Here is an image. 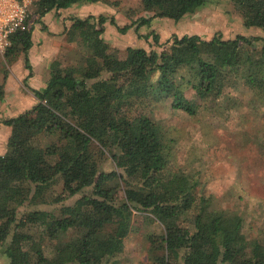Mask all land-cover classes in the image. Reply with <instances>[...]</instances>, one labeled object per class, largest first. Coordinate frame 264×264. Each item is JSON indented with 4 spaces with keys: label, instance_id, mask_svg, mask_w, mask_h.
I'll return each instance as SVG.
<instances>
[{
    "label": "trees",
    "instance_id": "obj_1",
    "mask_svg": "<svg viewBox=\"0 0 264 264\" xmlns=\"http://www.w3.org/2000/svg\"><path fill=\"white\" fill-rule=\"evenodd\" d=\"M230 1L246 28L264 30V0ZM206 2L141 0L151 17L139 26L178 22ZM78 3L111 4L33 0L29 17L39 20ZM106 22L103 16L72 18L66 40L83 59L51 61L45 88L31 90L36 104L0 121L10 128L0 155L1 254L8 264H127L126 240L137 213L145 215L144 225H163L160 235L143 233L149 258L140 264H264V243L248 240L243 221L220 208L204 171L176 165L179 138L145 110L157 103L191 118L200 111L214 117L231 92L245 110L261 114L260 121L242 125L240 136L264 159V39L172 36L160 52L127 48L119 59L102 38ZM31 34H14L5 53H22L29 75ZM3 89L2 83L0 101ZM104 155L111 171L97 161Z\"/></svg>",
    "mask_w": 264,
    "mask_h": 264
},
{
    "label": "rangeland",
    "instance_id": "obj_2",
    "mask_svg": "<svg viewBox=\"0 0 264 264\" xmlns=\"http://www.w3.org/2000/svg\"><path fill=\"white\" fill-rule=\"evenodd\" d=\"M108 1L111 4L78 3L59 10L60 15L54 14V18L60 17L57 24L50 28L55 30L56 34H52L53 41L44 40L43 42H48L49 45L54 43L53 46L58 54L53 60H61L64 65H67L80 58L83 59L81 50L67 42L65 31L71 25L72 18L83 19L87 16H93L96 19L100 16L107 18L103 26L102 38L108 44L110 53L119 59L124 57L127 48H143L147 51L160 52L172 36L198 35L209 40L214 35L220 34L225 40L233 39L237 35L264 39V30L246 28L243 25L242 19L234 11L230 0H207L202 9L194 14L185 15L178 22L153 19L148 25L143 26H139L140 20L150 18L151 14L141 10V0ZM51 14V12L46 14L45 19ZM110 21H113V24ZM32 23L40 27L43 22L36 20ZM126 26H129V29L120 33L119 29ZM35 30L33 35L36 34ZM43 31H48L47 26ZM43 48H45L44 45ZM40 53L46 55L44 52ZM19 59H23L24 62L22 53L0 56V84L5 85L7 79L14 80ZM38 60L42 61V58ZM28 62L32 61L29 59ZM24 88L16 84L8 91L7 101H3L0 105V120L5 116L13 118L20 115L22 108L28 107L29 102H32L34 106L35 102L32 98L26 96L28 100H25L21 97V94L27 91ZM191 92L186 91V97L190 98ZM219 106L221 108L217 109L214 117H209L205 112L200 111L196 117L191 118L183 112L172 111L164 104L157 103L149 104L145 110L152 119L160 121L167 130L179 138V149L174 160L176 165H191L204 171L209 179L207 189L219 199L220 208L228 215L234 214L243 221L248 240L264 243V159H260V154L250 143L243 144L240 136L242 125L250 126V121H260L261 114L257 111L245 110L231 92L227 97L222 98ZM141 109L144 107L139 108ZM244 112L248 113V118L244 116ZM243 117L248 119L247 122L241 123L240 120H243ZM5 128L10 131L9 127ZM5 144L3 136L0 139V150L4 148L7 152ZM97 161L102 171L108 172L114 167L107 155L97 157ZM121 195L123 194H118V196ZM79 196L80 194L68 198L64 203L71 205ZM36 208L50 209L42 205ZM143 217L145 215L134 213L131 233L126 240L127 264L148 261L149 254L143 248L145 245L143 233L160 235L163 232L161 223L156 221V223L144 225L146 222ZM114 228L107 229L113 233ZM68 237L69 235H62L60 239L65 240ZM0 264H8L1 252Z\"/></svg>",
    "mask_w": 264,
    "mask_h": 264
},
{
    "label": "crops",
    "instance_id": "obj_3",
    "mask_svg": "<svg viewBox=\"0 0 264 264\" xmlns=\"http://www.w3.org/2000/svg\"><path fill=\"white\" fill-rule=\"evenodd\" d=\"M61 11V10H60ZM60 11H52L51 15H49L50 17L45 19L46 16H44V19L41 18L39 20H41L43 23L41 24L40 27L36 26L34 23H32V21H36L37 18L36 17H29L30 20V29H32V34H31V47L27 52V58L28 60L30 59L32 62L30 63L31 66V75H29V72L26 70V68L24 67V62L23 59L22 60H18V68H16L17 72L15 75L14 80H6V83L4 85V97L2 99V101H0V105L4 102L7 101V94L8 91H10V89L17 85L21 86L24 88L25 85L26 87L24 88L26 91V93H22L21 97L25 100H28L26 98V96L32 98L34 100V105L36 104V99L34 98L33 94L31 93V90H41L43 88H45L46 83L48 81L49 78V72H48V66L49 63L56 58L57 56V50L56 48H54V43L52 42V45H49L48 42L49 41H53V36L52 34H56L55 30H51L50 28L52 26H55V24H57V21L60 20L59 18H54V14H59ZM36 18V19H34ZM47 26V32L43 31L44 27ZM37 29V31L35 30ZM34 30L36 31L34 33ZM44 40H48V42L43 43ZM43 45L45 46V48H43ZM38 47H41V49H38ZM35 48V51H34ZM41 50V51H40ZM40 52H44L46 53V55L41 54ZM17 57V56H16ZM15 57V58H16ZM14 58V59H15ZM24 58V57H23ZM42 58V61H39L38 59ZM14 60H12L13 62ZM20 66V67H19ZM14 75V74H13ZM9 81V82H8ZM23 83H25V85L23 86ZM33 106V103L29 102L28 107L26 106V108H22V113L28 111L31 109V107ZM8 117L11 116H5V118H2L0 121L2 120H6L9 119ZM6 126H2L0 125V139L4 136L5 141L7 143V139L9 137V133L10 131H8L7 128H5ZM4 144V143H3ZM6 145V144H5ZM5 154V149L2 148L0 150V155H4Z\"/></svg>",
    "mask_w": 264,
    "mask_h": 264
},
{
    "label": "built area",
    "instance_id": "obj_4",
    "mask_svg": "<svg viewBox=\"0 0 264 264\" xmlns=\"http://www.w3.org/2000/svg\"><path fill=\"white\" fill-rule=\"evenodd\" d=\"M33 0H0V56L11 46V37L30 30L29 14Z\"/></svg>",
    "mask_w": 264,
    "mask_h": 264
}]
</instances>
